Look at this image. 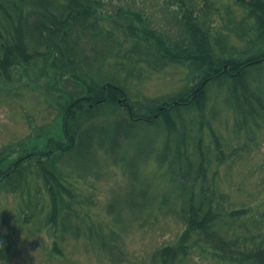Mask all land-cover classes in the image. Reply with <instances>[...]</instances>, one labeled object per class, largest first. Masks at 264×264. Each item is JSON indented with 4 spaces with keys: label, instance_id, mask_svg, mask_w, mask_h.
I'll use <instances>...</instances> for the list:
<instances>
[{
    "label": "trees",
    "instance_id": "1",
    "mask_svg": "<svg viewBox=\"0 0 264 264\" xmlns=\"http://www.w3.org/2000/svg\"><path fill=\"white\" fill-rule=\"evenodd\" d=\"M114 1L115 6H111V0L0 1V78L10 82L13 70L20 68L32 71L33 74L38 73L40 77L45 75L46 78H54L59 75L58 80L68 77L81 88V92L71 95L59 85H52V89L39 85V89L50 97L49 102L57 110L58 119L55 117L52 121L54 126L38 135L43 140L41 144L24 149L22 158L0 171L2 181L14 182L15 186L22 187V192L29 193L25 182L32 169L44 184V192L47 194L38 193L37 198L30 194L22 196L18 190L13 191L21 195L19 215L28 228L41 222L44 234L48 238L54 237L51 238L54 243L60 241L62 232H68L65 244L72 242V236L78 237V240H88L87 233H90L92 223L90 214L96 201L90 191L89 197L85 195L77 178L82 179L92 172V168L98 165L99 156L103 154L102 157L109 158V149L117 147L126 139L129 142L124 145L125 158L116 163L123 166V173L129 177L130 186L122 201L114 198L104 208L107 214L120 216L122 220V217L137 213L141 216L146 212L149 214L147 219L151 220L148 224L155 225L159 216L176 213L174 219L177 220L179 216L182 220V224L178 225L177 243L157 249L164 264H213L212 260L218 264H264V228L259 225L264 219V209H260L264 203H257L256 199L247 204L235 202L237 196L233 198L216 185L217 167L225 162L226 154L232 156L236 150L244 152L246 147L251 150L257 147L252 142L254 139L247 138L249 131L253 130L252 123L264 119V115H261L264 113V77L252 73L254 70L263 71L264 60L256 59L264 54L251 58L246 49H243L244 52L237 51L238 47L230 44L228 47L225 41H219L213 46L214 37L208 28L214 25L215 13L207 17L210 21L204 23L200 19L204 13L195 10L191 2ZM258 7L259 11L255 13L260 17H254V24L261 27L258 29L259 34L264 37V2L258 4ZM111 11L117 13L116 17L110 18ZM161 15L168 16L169 20L183 27L184 31L179 38L170 36L165 20L155 22ZM105 20L111 24L107 23L111 43L101 40L104 52L100 50L91 60H106L108 57L121 60L123 48L120 37L124 36L131 44L130 50L138 58L160 55L166 59V63L187 65L191 70L192 83L199 87L194 94L191 90L172 96L171 101H174L175 106L167 112L168 115H178L188 111V108L196 107L199 110L198 122L197 116L194 119L200 132L207 136L205 146H202L200 139L198 146H194L199 157L197 154L196 159L191 160L190 152L184 144L179 148L170 143L172 137L166 139L159 152L156 137L149 154L155 156L157 152V171L154 177L166 182L165 192L167 189L172 191L171 195L169 192L166 195L171 204L178 203V207H167V200L159 198L158 193L156 199L159 203L155 206L146 204L140 210L126 207V203L135 198L136 187L145 190L147 185V189L150 188V182L146 183L141 178L144 173L139 170V163L135 165L134 157L127 158L126 153L135 144L144 152L150 149L151 145L143 141L142 136L144 131L151 130L156 121L151 122L149 117L146 118L150 114H144L142 108L136 105L137 102L128 96L122 80L114 77L116 73L108 72L106 65L97 73L94 63L92 66L89 62L85 65L79 63L76 33L82 31V34L88 36V32L93 34L97 29L104 32L103 29H107ZM46 46L57 50L58 56H53ZM8 48H12V52L7 51ZM26 52L32 53L33 58H26ZM126 57L133 60L132 57ZM252 83L257 84V89L252 87ZM224 89L227 93L224 94L225 101L228 105L231 102L235 110L230 140L229 127L225 128V137L214 126L220 119L216 112L222 106H219L217 99ZM205 104H211L207 111L203 110ZM163 126L165 122L158 121L150 133L160 132ZM180 127L186 129L187 124ZM171 131L169 128L168 132ZM232 139H236L238 145H234ZM252 144L254 146L250 148ZM77 155H81V160L72 163L79 167L77 178L67 173H63L64 177L60 172L68 169L60 166L70 165V159ZM215 162L216 167L211 170ZM3 165L4 162H0V169ZM161 169L164 170L159 172ZM131 185L134 187L131 188ZM121 204H125V207ZM28 209L33 214L25 217ZM29 233H32L30 229ZM99 239L106 249L121 248L122 241L117 237L108 240L99 235ZM166 250L175 252L167 255ZM49 256L56 257V254Z\"/></svg>",
    "mask_w": 264,
    "mask_h": 264
},
{
    "label": "rangeland",
    "instance_id": "2",
    "mask_svg": "<svg viewBox=\"0 0 264 264\" xmlns=\"http://www.w3.org/2000/svg\"><path fill=\"white\" fill-rule=\"evenodd\" d=\"M162 1L164 3H169L174 0ZM185 1L191 2L193 5H195V10H200L204 13L200 17L201 21L204 23L206 21H210L207 17L213 13L215 2L216 5L220 6L221 13L224 12V8L226 5H230V1L221 5L220 3H218L220 0ZM111 2V6L116 5L114 0H111ZM162 8L163 5H161V9ZM151 11L153 12L152 9ZM111 14L112 16L110 18H114L117 15L115 11H111ZM236 14L240 15L241 12L239 10H236ZM156 18L157 16L154 19ZM216 20L217 17L215 21ZM107 23L111 25L109 22ZM16 25L18 24L16 23ZM166 29H168V31L174 32L176 35L179 36L180 32L184 31L183 27L176 24H171ZM103 31L105 33V41L111 43L109 37L111 35V32L107 34L105 29H103ZM82 33L84 32H77L75 39L76 43L78 44V48L76 49V51L78 54V58L80 59L78 60L79 63L85 65L87 62H89L90 66H92V64L94 63V69L97 71V73L100 72L104 65L108 67L109 71L119 73L120 76L117 75L116 78L124 81L132 100L138 101L142 99V102H138L136 103V105L142 108L144 114H150V116H147L146 118L149 117V119L152 120L151 122L156 121L152 125L151 130L144 131L142 136V140H146V142L151 145L150 149L147 152H144L140 146L137 147V144H135L126 153L127 158L129 156V158L134 157L133 160L135 165L139 163V170L144 173L141 178L146 183L150 182L151 187L149 191L147 189V185L145 190H140L138 187H136L134 192L135 198L127 202L126 207L130 210H140L146 204H148L149 206H155L157 203H159V201L156 199V193H158L159 198L161 197L167 200V207H169V205H174L178 207L179 204H171V200L166 195L167 192H169L170 195L172 194V191L168 189L167 192H165L166 182H164L162 179H156L154 177V172L157 171V152L160 151V148L165 143L166 139H170V137H172L170 143H172V145H178L179 148L182 144H184L190 152L191 160H195L197 157V148H194V146H198V140H201L202 146H205L207 143L206 133L200 132V127H198V124L196 125V119H194L197 116L198 122L199 110L196 107L192 109L188 108V111H184L178 115H168L167 113L171 109L169 103L172 100L171 97L173 96V94L178 91L183 92L187 87H189V78H191V71L186 68L187 65L183 67H181L180 65L169 66L164 61L166 59H164L160 55L155 56L153 58L149 56H142V60H149V62L139 63V65L135 64L134 60H116L113 57H108L106 60L100 59L101 61L90 60V58H92L95 52L92 48L93 40L102 52H104L102 48L103 43L102 41H99L98 36H95L93 38L91 37V35L97 32L93 31V34L88 32V36H85ZM212 34L216 36L215 32H213ZM120 41L122 42L121 47L123 49L125 48V51H127L124 54L128 56L131 44L126 41L124 36L120 37ZM88 42H91V44H88ZM240 49L243 52L242 48H238L237 51H239ZM260 51H264V49H261ZM154 60L156 61L154 62ZM263 71L257 72V70H254L252 73L255 76L260 75V77L262 78L264 77ZM26 73H23L21 75L22 80H20L18 84H13L15 85V87H12V90L9 91L12 93L17 92L20 96L17 95L11 97L9 102H1L2 99H5L7 97V94L5 92H2V94L0 95V152L4 147V149L8 147H15L18 143L22 141V146L24 149L29 147L30 145L26 142L27 139H31L32 141H34L33 138L39 135V133L36 131V128L45 125L46 129H49V123H51L52 120L55 119L54 116H56L53 110L48 105V101L46 99L45 102L40 101V99L37 98L36 94H31L28 92V90L31 88L30 86H32L33 89H36L34 88V86H36L38 82H40L41 87L48 86L49 84L55 86L57 79L49 81L46 77H44L45 75H42L40 77V80L38 81V79L34 77L35 74H33L32 71H28V73L32 75V77L30 78L26 75ZM14 79L17 78L14 76ZM27 83L31 85L27 86ZM256 85L257 84L253 85L252 83V87L254 89H257L255 87ZM76 89L79 90L78 87L73 88V90ZM225 93L226 90L224 89L223 92H221L220 97H218L217 99L219 106L220 104H222V106L219 107L216 112V115H220V119L218 123H214V126L218 130V133H221L225 137H227V132L225 128L229 127L228 139L230 140L233 135V129L231 128V126L233 125V117H235V110L231 102H229V106L227 104V101H225ZM17 99L25 100L23 103L18 104V102H15ZM26 100H29L32 103L25 104ZM15 105H17V109H14ZM209 105L211 104H205V106H203V110L207 111L209 109ZM212 105L214 104L212 103ZM22 107L29 111L19 117L18 113H23L24 110ZM151 109H153L152 112L149 111ZM262 110L264 111V107L262 108ZM39 111H42L43 113L38 114ZM45 115L47 118L44 120ZM261 115H264V113H261ZM154 117L156 118L154 119ZM112 119L113 116L110 117V120ZM178 120H180V122L185 120L184 123L187 124L186 129L180 127V125L184 123L181 124ZM158 121L165 122L163 130H161L160 132L156 131L155 133H150V131L154 130ZM168 125L171 126L166 129V126ZM255 125L257 126V128L255 127ZM174 126H179V128ZM252 126L253 130L249 131L247 139H254V141L252 142L256 143L257 147H254V150L248 149L246 147L244 152H238L235 149L236 151L232 156L226 154L227 156L225 162L222 165H219L217 167L218 171H216L218 179L216 181V185H219L221 189L222 187L225 188L222 190L228 194L230 193L233 198L237 196L235 198V202H239L241 204L250 203L255 199L257 200V203H264V119H258L257 122L252 123ZM169 128H171L173 131L168 132ZM156 137L158 140L156 155L149 156L152 149V144L156 140ZM244 137V134H242V138ZM127 142L129 141L124 139L122 142L119 143L117 147H111L108 153L109 160L103 162V160L98 159V168H96L93 172L87 173V175L82 179L71 175L72 168L69 171H65L62 173H67L71 177L77 178L80 181L81 188L83 189L87 197H89V186H92L96 190L94 192L95 195H97V198L100 199L101 202L107 199H105V197L109 193V190L113 191L114 195L120 194L121 192L125 194L127 192V186L130 184L129 177L124 175L122 170L124 169L123 166L120 167V165L118 164H110L109 161L111 163H115L120 162L125 158L124 145ZM232 142L234 145H238L236 139H232ZM242 145L246 146V144ZM253 146V144L250 145V148H253ZM24 152L20 153L18 157H22ZM102 155L99 157H102ZM146 155H148V157L144 159ZM214 155L215 154L213 153L212 156ZM76 160H81V155H77L70 159L71 164L74 163ZM214 167H216V162L211 167V170ZM60 168L62 167L60 166ZM1 170L2 169H0V171ZM163 170L164 169H161L159 172ZM213 173L214 172L212 171V174ZM0 177L2 178L1 175ZM1 178L0 233H10L13 239L8 238L7 240L4 239L3 241H0V245L2 246L0 247V264H119V262L117 261L116 252L107 250L108 258H96L95 255L91 254L92 252L86 253L83 250L84 248H82L80 244H78L77 250L74 251L72 242L69 241L68 244L64 243L68 232L61 233L60 241L56 240L54 243V241L51 240V238L54 237L48 235L50 237V239L48 238L49 242L42 243L41 237L45 234L42 230L41 222H36V226H31L28 228L25 222H23L21 214L18 215L20 201H18L16 205L13 206V202L16 201L15 196H17V198L20 197L19 195L13 193V191L18 190V192L21 193L22 196L26 195V193L20 190L22 189V187H18L17 185L15 186L14 182L7 180V183L6 180L2 181ZM31 184L34 187H30L31 191H29L28 195L30 194V196H36L37 198L39 196L38 193H40L41 195L47 194L45 192L41 193V189L38 187L39 182H36L35 175L32 176ZM84 184L88 185L86 186ZM132 187H134V185H131V188ZM121 206L125 207V204H121ZM260 209H264V206ZM32 214L33 212L28 209L26 211L25 217H28ZM176 215V213L171 212L167 216H159L157 222L158 225L156 227L155 225H149V222H147L146 220H143L145 224L142 223L141 217L144 216L147 218L149 216V214L146 212L141 217H138V215L127 216V220L130 224V227L128 228L127 232L122 233L120 235V238L124 240L123 248L125 250L122 252V254L126 256L125 258L128 259V262H124L122 264H150L153 260L159 261L164 264L163 260L158 256L159 250L156 249L159 248L162 244L168 245L178 240V225L182 224V220L178 216L177 220L174 222L172 218L176 217ZM90 217L95 223H103L97 227L100 232H104L106 228L110 227L116 228L117 231H119L120 224H117L114 221H106L102 217L95 218L91 216V214ZM171 225H174L173 231H170L171 229H173ZM259 225L263 226L264 228V219L260 222ZM120 228L122 229L123 227ZM29 229L32 232L31 234L34 235H31L29 233ZM105 237L110 236L105 235ZM167 237L169 238L165 240V238ZM75 241H78V237H75ZM38 247H43L46 251H49V248L53 249L48 253L51 255L56 254V258L49 257L48 255H46L47 253H40L38 250L30 251V249H37ZM30 254H32V256H34L35 258L32 257ZM17 258L19 260H16ZM109 258H111L112 260H110ZM71 259L72 262H70ZM79 259L83 260V263ZM211 263L218 264L214 260H212ZM184 264L189 263L186 262Z\"/></svg>",
    "mask_w": 264,
    "mask_h": 264
},
{
    "label": "bare ground",
    "instance_id": "3",
    "mask_svg": "<svg viewBox=\"0 0 264 264\" xmlns=\"http://www.w3.org/2000/svg\"><path fill=\"white\" fill-rule=\"evenodd\" d=\"M258 3H259L258 0H247L248 7H249V9H250L252 12H257V11H259ZM12 9H13V8H12ZM155 22H156V23H160L159 20H155ZM46 48H47V50H48L53 56H55V57L58 56V51H57V50L53 49V48L50 47V46H46ZM7 51H11V52H12V48H8ZM25 57H26V58H33V54H32V53H28V52H26ZM58 78H59V75H56L54 78H47V79L50 81V80H53V79L56 80V79H58ZM8 85H10V83H9L8 81L3 80V79L0 78V87H5V86H8ZM47 87L50 88V89H52V88H51V87H52V84H49ZM124 99H125V98H124ZM122 101H123V99H122ZM52 126H54V125L52 124V125H50V127H48V128L50 129Z\"/></svg>",
    "mask_w": 264,
    "mask_h": 264
},
{
    "label": "flooded vegetation",
    "instance_id": "4",
    "mask_svg": "<svg viewBox=\"0 0 264 264\" xmlns=\"http://www.w3.org/2000/svg\"><path fill=\"white\" fill-rule=\"evenodd\" d=\"M262 32H263V30H262ZM260 38H262V36ZM258 40H259V37L256 40L254 37H251L250 40L248 41V46H253L254 42L258 41ZM262 43H264V41H262Z\"/></svg>",
    "mask_w": 264,
    "mask_h": 264
},
{
    "label": "clouds",
    "instance_id": "5",
    "mask_svg": "<svg viewBox=\"0 0 264 264\" xmlns=\"http://www.w3.org/2000/svg\"><path fill=\"white\" fill-rule=\"evenodd\" d=\"M41 241H42V243H48L49 242V239H48V237L46 235H43L41 237Z\"/></svg>",
    "mask_w": 264,
    "mask_h": 264
}]
</instances>
